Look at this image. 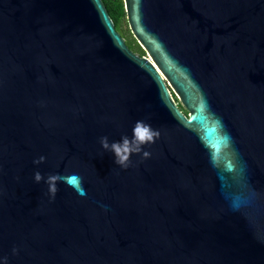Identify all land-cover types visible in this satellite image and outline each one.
<instances>
[{
  "label": "water",
  "instance_id": "1",
  "mask_svg": "<svg viewBox=\"0 0 264 264\" xmlns=\"http://www.w3.org/2000/svg\"><path fill=\"white\" fill-rule=\"evenodd\" d=\"M124 3L0 0V264H264V0Z\"/></svg>",
  "mask_w": 264,
  "mask_h": 264
},
{
  "label": "clouds",
  "instance_id": "2",
  "mask_svg": "<svg viewBox=\"0 0 264 264\" xmlns=\"http://www.w3.org/2000/svg\"><path fill=\"white\" fill-rule=\"evenodd\" d=\"M159 131L154 130L150 124L145 123L142 120L136 121L132 129V137L123 136L118 142L109 143L108 137H101L100 144L102 148L106 151H110L114 154V163L122 168H127L131 163V156L133 154H139L142 152V146L146 144L154 143L157 138H159ZM143 157L145 159L150 158L151 153L148 151H143ZM45 157L41 156L37 160H34V164H40L44 162ZM42 180L48 185V191L50 196L54 199L55 194L58 191L57 184L58 182H64L69 186L77 190L81 195L83 192L82 189L83 181L82 177L78 174H71L67 176H61L59 174H50L47 176L46 180L41 175L39 171L34 173V181L40 183ZM16 251L15 249L13 250ZM3 264H7V258L4 257Z\"/></svg>",
  "mask_w": 264,
  "mask_h": 264
},
{
  "label": "trees",
  "instance_id": "3",
  "mask_svg": "<svg viewBox=\"0 0 264 264\" xmlns=\"http://www.w3.org/2000/svg\"><path fill=\"white\" fill-rule=\"evenodd\" d=\"M103 2L114 23L116 24L117 29L121 30L126 19L124 0H103Z\"/></svg>",
  "mask_w": 264,
  "mask_h": 264
},
{
  "label": "flooded vegetation",
  "instance_id": "4",
  "mask_svg": "<svg viewBox=\"0 0 264 264\" xmlns=\"http://www.w3.org/2000/svg\"><path fill=\"white\" fill-rule=\"evenodd\" d=\"M126 11V9H125ZM127 21V15H126V19ZM128 23V21H127ZM116 26V24H115ZM117 29V27H116ZM120 34L122 35V37L124 38L126 44L128 45V47L136 54H138L139 56H144L147 55V52L145 50V48L142 46V44L139 42V40L134 36V34L132 33V31L130 30L129 24L128 27L126 29L122 28L121 30L117 29Z\"/></svg>",
  "mask_w": 264,
  "mask_h": 264
},
{
  "label": "rangeland",
  "instance_id": "5",
  "mask_svg": "<svg viewBox=\"0 0 264 264\" xmlns=\"http://www.w3.org/2000/svg\"><path fill=\"white\" fill-rule=\"evenodd\" d=\"M124 29H126L127 27H128V23H127V21L125 20L124 21V23H123V26H122ZM181 106V105H180ZM181 108H183L182 106H181ZM183 110H184V108H183ZM185 111V110H184Z\"/></svg>",
  "mask_w": 264,
  "mask_h": 264
}]
</instances>
